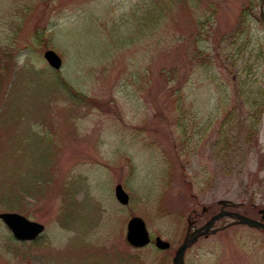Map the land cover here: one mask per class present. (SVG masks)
Listing matches in <instances>:
<instances>
[{
  "label": "rangeland",
  "instance_id": "rangeland-1",
  "mask_svg": "<svg viewBox=\"0 0 264 264\" xmlns=\"http://www.w3.org/2000/svg\"><path fill=\"white\" fill-rule=\"evenodd\" d=\"M224 200L264 209V0H0V214L44 227L16 241L0 220V264H172ZM133 217L147 247L126 243ZM184 261L264 264V231Z\"/></svg>",
  "mask_w": 264,
  "mask_h": 264
},
{
  "label": "water",
  "instance_id": "water-1",
  "mask_svg": "<svg viewBox=\"0 0 264 264\" xmlns=\"http://www.w3.org/2000/svg\"><path fill=\"white\" fill-rule=\"evenodd\" d=\"M43 57L50 67L55 70H59L61 67L60 57L52 50L44 52ZM115 197L117 201L126 205L128 203V195L124 192L120 185L115 188ZM223 206H226L227 202H220ZM230 218L233 220V225H246L250 228H256L264 230V222L256 221L246 216L232 213L228 211H221L208 221L204 226L194 230L193 233H187L183 243L176 250L172 259L173 264H184L183 258L185 250L197 241L200 236H207L208 234H214L216 231L211 230L214 223L220 218ZM0 220L11 231L13 237L19 241H31L37 238V236L43 231L42 224L29 221L25 217L16 213H4L0 214ZM264 220V217H262ZM126 242L134 247L141 248L149 244L150 238L145 227L144 221L139 217H134L129 220L127 224ZM155 246L161 250L169 248V244L162 241L160 238L156 239Z\"/></svg>",
  "mask_w": 264,
  "mask_h": 264
},
{
  "label": "flooded vegetation",
  "instance_id": "flooded-vegetation-1",
  "mask_svg": "<svg viewBox=\"0 0 264 264\" xmlns=\"http://www.w3.org/2000/svg\"><path fill=\"white\" fill-rule=\"evenodd\" d=\"M204 211V210H203ZM243 213H245L244 211H242ZM204 214V213H203ZM189 226L190 227H195V226H198V218L197 219H192V220H189ZM202 239V238H201ZM200 240V239H199Z\"/></svg>",
  "mask_w": 264,
  "mask_h": 264
},
{
  "label": "bare ground",
  "instance_id": "bare-ground-1",
  "mask_svg": "<svg viewBox=\"0 0 264 264\" xmlns=\"http://www.w3.org/2000/svg\"><path fill=\"white\" fill-rule=\"evenodd\" d=\"M226 202H227V204L228 205H231V202L230 201H227V200H225ZM264 210V209H263ZM262 217H264V216H262ZM262 217H260L258 220L260 221V222H264V220H262ZM157 238H159V237H154L153 238V243H154V245H155V242H156V239ZM125 240H126V235H125ZM156 247V246H155ZM170 247V246H169ZM157 248V247H156ZM157 249H159V248H157Z\"/></svg>",
  "mask_w": 264,
  "mask_h": 264
},
{
  "label": "trees",
  "instance_id": "trees-1",
  "mask_svg": "<svg viewBox=\"0 0 264 264\" xmlns=\"http://www.w3.org/2000/svg\"><path fill=\"white\" fill-rule=\"evenodd\" d=\"M243 16V15H242Z\"/></svg>",
  "mask_w": 264,
  "mask_h": 264
}]
</instances>
